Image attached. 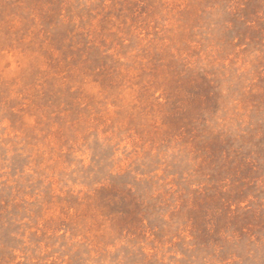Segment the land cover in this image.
<instances>
[{
	"label": "rangeland",
	"instance_id": "obj_1",
	"mask_svg": "<svg viewBox=\"0 0 264 264\" xmlns=\"http://www.w3.org/2000/svg\"><path fill=\"white\" fill-rule=\"evenodd\" d=\"M0 264H264V0H0Z\"/></svg>",
	"mask_w": 264,
	"mask_h": 264
}]
</instances>
